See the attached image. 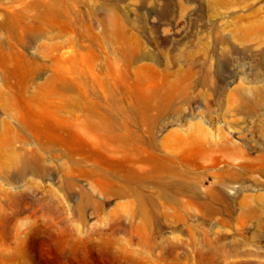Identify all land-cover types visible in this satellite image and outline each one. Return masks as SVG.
Instances as JSON below:
<instances>
[{
	"label": "rangeland",
	"instance_id": "1",
	"mask_svg": "<svg viewBox=\"0 0 264 264\" xmlns=\"http://www.w3.org/2000/svg\"><path fill=\"white\" fill-rule=\"evenodd\" d=\"M64 1L78 25L57 38L41 40L61 42L60 56L87 59L93 53L98 57L96 75L107 78L108 64L120 57L121 43L117 33L106 38L102 21L114 14L123 21L124 47L142 54L129 68L132 90L147 80L154 86L155 70L169 67L171 81L178 71L187 73L188 100L178 99L176 111L165 116L159 141L181 125L198 124L210 139L226 136L253 157L264 152V0ZM14 4L15 0H0V22ZM92 11L97 13L91 16ZM8 39L0 27V42ZM42 42L25 50L46 65L38 84L53 75L54 52L44 50ZM110 96L105 86H97L95 99L102 107ZM130 100L122 101L125 108L131 107ZM244 106L254 111L242 114L239 109ZM144 129L131 127L137 134ZM53 155L45 161L50 168L44 174L29 173L19 182H7L0 175V187L19 195L16 202L24 208L23 215L12 219L20 231L0 236V264H209L206 257L214 251L215 264H264V171L243 172L234 189L227 191L235 204L232 217H209L197 206L187 207V214L178 217L163 199L157 200L155 216L145 217L135 186L101 181L85 166L73 174L66 156L59 151ZM219 155L222 161L214 169L194 170L209 174L202 193L212 183V173L226 166ZM70 180L75 182L71 189L66 185ZM248 206L259 210V216L242 219V208ZM6 214L12 218L13 208H6ZM12 224L2 221L0 228L10 230Z\"/></svg>",
	"mask_w": 264,
	"mask_h": 264
},
{
	"label": "bare ground",
	"instance_id": "2",
	"mask_svg": "<svg viewBox=\"0 0 264 264\" xmlns=\"http://www.w3.org/2000/svg\"><path fill=\"white\" fill-rule=\"evenodd\" d=\"M74 15L64 0H15L8 17L0 22L9 38L0 42V175L7 182H19L29 173L44 174L50 168L45 161L59 151L70 160L73 174L85 166L90 176H99L101 181L135 186L140 212L145 217L155 216L159 199L173 206L178 217H184L191 206L200 207L209 217H232L235 204L227 191L234 189L233 184L243 172L264 171V152L253 157L226 136L210 139L198 124L181 125L159 141V126L165 116L176 111L174 104L178 99L188 100L187 73L178 71L175 81H171L169 67L154 69L158 78L154 86H149L147 80L136 83L132 90L128 86L129 68L142 54L124 47L123 21L110 14L102 23L106 38L117 33L120 57L109 62L107 78L99 77L95 54L87 59L83 55L63 57L58 53L61 42L41 41L75 28L78 21ZM54 30L58 33H52ZM39 41L44 50L54 52L53 75L42 84L36 80L46 65L25 53L27 47ZM97 86L110 91L107 106L102 107L95 99ZM124 99H131L130 108L123 106ZM46 107H51L52 112L48 113ZM239 110L249 113L254 107ZM2 113L8 116L3 117ZM136 125L144 127V132L131 131ZM99 151L101 155L97 154ZM47 152L50 154L46 158ZM219 153L226 159V166L212 173L213 181L202 193V182L209 174L194 170L214 169L222 161ZM74 184L73 180L66 183L69 189ZM18 197L0 187V222L13 223L10 230L0 228V236L20 231L12 221L24 213L16 202ZM178 205H183V209ZM6 208H13L12 218ZM258 216L259 210L253 206L243 207L240 214L242 219ZM216 255L215 251L208 253L207 262L215 264Z\"/></svg>",
	"mask_w": 264,
	"mask_h": 264
}]
</instances>
